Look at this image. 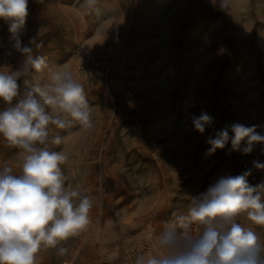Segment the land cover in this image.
I'll return each instance as SVG.
<instances>
[{"label":"rangeland","instance_id":"1","mask_svg":"<svg viewBox=\"0 0 264 264\" xmlns=\"http://www.w3.org/2000/svg\"><path fill=\"white\" fill-rule=\"evenodd\" d=\"M214 5H213V3ZM29 0L22 39L37 38L34 55L50 67L67 65L82 84L93 127L50 128L49 147L69 157L66 186L92 201L89 223L56 247L41 248L35 264H134L161 254L156 237L173 214H186L193 196L219 176L251 169L264 181L259 146L229 154L230 143L206 155L208 136L233 122L264 134V0ZM9 23L0 20V72H14L22 56L10 49ZM103 51L107 75L78 70L82 50ZM106 65L103 61L101 65ZM47 71L21 78L44 83ZM15 103V101H13ZM7 105L0 100V110ZM215 117L204 134L189 116ZM19 173L22 151L0 136V166ZM238 222L264 239V227ZM195 230V227H194ZM67 252L58 255V248Z\"/></svg>","mask_w":264,"mask_h":264},{"label":"clouds","instance_id":"2","mask_svg":"<svg viewBox=\"0 0 264 264\" xmlns=\"http://www.w3.org/2000/svg\"><path fill=\"white\" fill-rule=\"evenodd\" d=\"M29 0H0V20L9 23L10 49L22 56L11 73L0 72V136L22 151L19 173L8 164L0 166V264H35L41 248L56 247L89 223L91 199L66 186L61 165L69 157L51 145L62 142L50 136V128L65 129L79 124L93 127L92 113L81 83L67 65L52 68L34 49L42 47L36 37L23 42ZM97 0H84L95 10ZM213 3V2H212ZM214 5V3H213ZM47 71L44 83H30L21 91V78ZM15 101V103H13ZM191 130L204 134L215 122L207 111L189 116ZM259 125L233 122L208 136L211 156L230 143L229 154L249 155L259 146L264 155V134ZM253 167L264 170V162ZM248 169L238 175L219 176L207 189L193 196L186 214H173L155 246L161 254L138 255L134 264H264V239L238 222L245 216L264 227V181L252 185ZM195 227V230H194ZM58 255L67 249L58 248Z\"/></svg>","mask_w":264,"mask_h":264},{"label":"built area","instance_id":"3","mask_svg":"<svg viewBox=\"0 0 264 264\" xmlns=\"http://www.w3.org/2000/svg\"><path fill=\"white\" fill-rule=\"evenodd\" d=\"M106 63V65H101V62ZM78 70L84 76V78L91 77L93 74V69L100 67V75H107L110 68H112V61L107 58V55L103 51H94L90 49L82 50L78 55Z\"/></svg>","mask_w":264,"mask_h":264}]
</instances>
